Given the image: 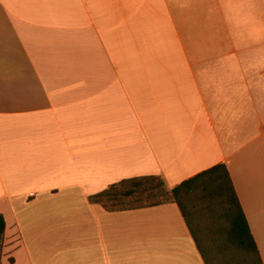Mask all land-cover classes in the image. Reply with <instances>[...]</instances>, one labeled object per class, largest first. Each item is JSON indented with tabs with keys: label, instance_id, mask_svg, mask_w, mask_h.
<instances>
[{
	"label": "crops",
	"instance_id": "0c3cea01",
	"mask_svg": "<svg viewBox=\"0 0 264 264\" xmlns=\"http://www.w3.org/2000/svg\"><path fill=\"white\" fill-rule=\"evenodd\" d=\"M218 163L264 264V0H0L2 264H204L175 202L90 197Z\"/></svg>",
	"mask_w": 264,
	"mask_h": 264
},
{
	"label": "trees",
	"instance_id": "16d2710c",
	"mask_svg": "<svg viewBox=\"0 0 264 264\" xmlns=\"http://www.w3.org/2000/svg\"><path fill=\"white\" fill-rule=\"evenodd\" d=\"M126 197H131V203L117 207ZM90 200L108 210L136 209L173 201L204 264H219L218 260L214 261L216 248L225 257L221 264H263L224 163L215 164L171 189L156 175L124 179L92 195ZM4 231L5 221L0 214V264Z\"/></svg>",
	"mask_w": 264,
	"mask_h": 264
},
{
	"label": "rangeland",
	"instance_id": "374dc122",
	"mask_svg": "<svg viewBox=\"0 0 264 264\" xmlns=\"http://www.w3.org/2000/svg\"><path fill=\"white\" fill-rule=\"evenodd\" d=\"M130 203H131V197H126L125 199H122L121 204H119L117 207H122V206H124L126 204H130ZM204 221H206V220H204ZM125 254H127V252H125ZM145 257L146 256L144 253L140 252L135 247H131L129 249V254L125 255L124 264H151L150 262L145 260V259H147ZM223 258H225L223 256V254L218 253L217 248H216L214 261L218 260V263L221 264V263H223V261H225ZM121 264H122V262H121Z\"/></svg>",
	"mask_w": 264,
	"mask_h": 264
}]
</instances>
